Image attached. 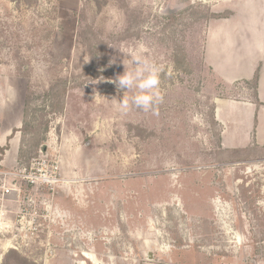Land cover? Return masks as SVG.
Returning <instances> with one entry per match:
<instances>
[{"label": "rangeland", "instance_id": "1", "mask_svg": "<svg viewBox=\"0 0 264 264\" xmlns=\"http://www.w3.org/2000/svg\"><path fill=\"white\" fill-rule=\"evenodd\" d=\"M86 255L264 264V0H0V264Z\"/></svg>", "mask_w": 264, "mask_h": 264}, {"label": "clouds", "instance_id": "2", "mask_svg": "<svg viewBox=\"0 0 264 264\" xmlns=\"http://www.w3.org/2000/svg\"><path fill=\"white\" fill-rule=\"evenodd\" d=\"M142 49L143 45L128 55V63L133 67L129 68L123 61L126 71L114 81L118 89H126L125 93H135L130 100L124 95L122 101H119L120 109L125 112L132 106L147 112L153 110L162 100L159 87L161 69L148 56L142 54Z\"/></svg>", "mask_w": 264, "mask_h": 264}, {"label": "crops", "instance_id": "3", "mask_svg": "<svg viewBox=\"0 0 264 264\" xmlns=\"http://www.w3.org/2000/svg\"><path fill=\"white\" fill-rule=\"evenodd\" d=\"M86 257L90 259L91 261L94 260L91 255H86ZM94 263L96 264L95 260H94ZM212 263H213L212 260L205 259L204 257H199L196 263H193V264H212ZM142 264H186V263H178V262H175L173 258H171L169 263H142Z\"/></svg>", "mask_w": 264, "mask_h": 264}, {"label": "trees", "instance_id": "4", "mask_svg": "<svg viewBox=\"0 0 264 264\" xmlns=\"http://www.w3.org/2000/svg\"><path fill=\"white\" fill-rule=\"evenodd\" d=\"M67 92H68V89H64V90L61 92V96H62L61 100H62V101H64ZM57 102H59V99L57 100Z\"/></svg>", "mask_w": 264, "mask_h": 264}, {"label": "water", "instance_id": "5", "mask_svg": "<svg viewBox=\"0 0 264 264\" xmlns=\"http://www.w3.org/2000/svg\"><path fill=\"white\" fill-rule=\"evenodd\" d=\"M90 143H87V145H89Z\"/></svg>", "mask_w": 264, "mask_h": 264}, {"label": "bare ground", "instance_id": "6", "mask_svg": "<svg viewBox=\"0 0 264 264\" xmlns=\"http://www.w3.org/2000/svg\"><path fill=\"white\" fill-rule=\"evenodd\" d=\"M89 257V256H88Z\"/></svg>", "mask_w": 264, "mask_h": 264}]
</instances>
